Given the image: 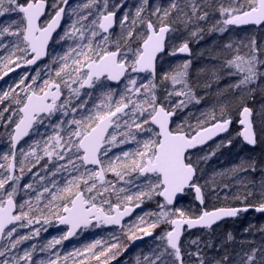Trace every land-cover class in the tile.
Wrapping results in <instances>:
<instances>
[{"label": "snow or ice", "instance_id": "obj_1", "mask_svg": "<svg viewBox=\"0 0 264 264\" xmlns=\"http://www.w3.org/2000/svg\"><path fill=\"white\" fill-rule=\"evenodd\" d=\"M66 16L71 22L57 33ZM245 26L264 32V0H140L134 12L126 0L113 10L108 0H0V79L48 56L54 33V43L70 42L52 57L54 67L25 72L0 91V138L8 145L0 154V264H112L126 250L118 236L66 255L52 250L94 221L125 233L124 217L145 202L155 207L125 233L129 240L152 237L136 264H264V243L230 251L231 233L219 244L183 239L250 209L264 213V179H246L264 173V162L241 159L208 179L200 167L236 137L253 148L264 142V40L252 34L216 46L208 59L217 63L198 70L208 73L203 83L192 78L191 59L163 67L180 54L191 57L190 43L206 34ZM221 79L230 83L216 89V104L193 123L191 107L204 100L196 89ZM225 133L210 154L193 152ZM26 173L39 183L22 185ZM217 175L228 179L217 182ZM236 185L242 191L232 193ZM220 191L239 206L207 210L209 195ZM189 194L195 211L180 203ZM52 218L68 230L39 247L48 257L34 259L36 244L21 253L42 231L34 225Z\"/></svg>", "mask_w": 264, "mask_h": 264}, {"label": "trees", "instance_id": "obj_2", "mask_svg": "<svg viewBox=\"0 0 264 264\" xmlns=\"http://www.w3.org/2000/svg\"><path fill=\"white\" fill-rule=\"evenodd\" d=\"M75 4L80 2V0H74ZM108 0V4H109ZM122 0H116V5L120 4ZM140 0H126V8L130 9L132 12H134L135 7L139 4ZM159 3L161 4H167V0H158ZM74 4V5H75ZM109 10H113V8H109ZM125 9H120L118 11L120 13V16L123 14V11ZM237 34V35H236ZM255 34L258 40H264V32H261L260 30H255V29H246L243 31H235V30H230L229 35H226L224 37H219L217 34H212L213 36H207L205 35L204 39L200 41L199 44L193 42L190 43V48L192 52L196 53L198 52L199 49H201L200 54L198 53V56H193L191 66V76L193 79H199L201 83L205 81V79L208 76V73H200L199 76L197 75L198 70L201 68H206L210 69L213 64H216L217 62L214 60L208 59L210 55L213 54V50L216 48V46L222 44L223 42L231 39L233 41H238L240 39H247L250 35ZM208 37H213L217 40L214 45L212 44V41H207L208 43L205 42ZM222 39V40H219ZM210 40V39H209ZM201 47L203 48H200ZM203 50V51H202ZM203 53V55L201 54ZM169 64H173L170 62H167ZM165 63V64H167ZM164 67V66H163ZM168 68V67H164ZM158 71H159V66H158ZM230 80L229 79H221L219 81V84H212L211 89L205 90L204 88H197V95L204 97L203 103L198 106H196V109L200 110H210L217 101V91L216 89H224L225 85L229 84ZM199 107V108H198ZM43 131V129H41ZM236 128L231 130V132H235ZM227 137V136H226ZM219 143V142H218ZM214 145H217L214 144ZM212 145L211 147H215ZM211 149V148H210ZM210 149L204 150L201 155L210 154ZM215 149V148H214ZM8 151V145L5 139L0 138V154H3L4 152ZM200 155V156H201ZM254 159L258 162H264V142H258L256 147L254 149H249L245 146L242 145L241 141L237 137L236 139H233V144L231 147H222L220 150L216 151V155L214 156L213 159H209L206 163H201L200 167L203 168V175L205 179H208L211 177L214 173H219L222 170L228 169L231 166H234L238 164L241 159ZM41 163H44L43 161ZM39 167L36 169H33V172L38 171ZM217 182H219L221 179L227 180V177H220L219 175L216 176ZM246 179L248 180H255L259 182L261 179H264V173H261L259 170L255 173H249L246 175ZM28 182H33L39 183L38 181H33L32 180V174L31 173H26L24 176L23 181L21 184L23 185L24 183ZM204 181L201 180V183ZM238 191H242V188L239 185L234 186L231 189L232 193H236ZM226 192L225 191H220L219 195H209L206 201V209L207 210H212L214 207H223V206H239V201L233 200L231 196L229 195L228 198H225ZM20 197H23L24 199H27L28 197L24 195L23 192L20 193ZM18 197V199L20 198ZM182 204L192 208L194 211L198 209L196 206V203L194 201V198L192 196H186ZM144 206V205H143ZM52 226L49 228L48 234L44 235L41 234L38 239H36L32 244L37 245V252L34 255V259H41V258H47L48 253H41L39 252V247L46 244L50 237L58 235L56 239L60 238L62 235H64L63 230H58L54 231L53 227L56 224L55 218H52L51 222ZM34 227H39V225H34ZM264 227V215H258L255 213H248L244 215H240L236 220L225 222L221 226H218L214 228L211 231H202V232H195L191 234H186L184 236V240L187 241L189 238H196L200 237L202 240H212L214 243L219 244L221 241L225 240L226 234L231 233L235 243L229 244L228 248L230 251L236 250L239 251L241 248L247 250L250 247L253 246H259L261 243H264V232L259 231L260 228ZM28 228L21 229V234H27L29 232ZM245 229H248V231H245ZM104 233H107L104 231ZM75 242V241H74ZM73 242V243H74ZM108 242V241H105ZM103 242V243H105ZM109 243V242H108ZM31 244V245H32ZM121 244L124 246V242L121 241ZM29 242H25L22 244L19 248L20 252L22 253V250L25 248H28ZM68 244L64 243V240L62 241L61 244L56 245V247L52 250L53 252H59L61 255H66L69 252H72L69 250ZM210 256H215L217 255L215 251H210L209 252ZM121 256V255H120ZM124 262V259H123ZM131 262V261H130ZM133 263L135 261H132ZM69 264H71V261H69Z\"/></svg>", "mask_w": 264, "mask_h": 264}, {"label": "flooded vegetation", "instance_id": "obj_3", "mask_svg": "<svg viewBox=\"0 0 264 264\" xmlns=\"http://www.w3.org/2000/svg\"><path fill=\"white\" fill-rule=\"evenodd\" d=\"M69 3H70V5H74V4H75V1H74V0H70ZM119 18H120V13L117 12V21L119 20ZM70 22H71L70 19L66 16V17L62 20L61 27L59 28V30L57 31V33H62L64 27H66ZM117 29H118V26H117V28L114 29V31L116 32ZM56 39H58V36H57V34L55 33V34L53 35V42H50V44H49V55L46 56L45 61L42 62V63H40L35 69H33V68H28V69H25L24 71H22V72H20V73H16V74L11 75L10 77L5 76V77H3V79H0V91L7 90V89L9 88V86H14V82L18 81V79L20 78V75L23 74V73H25V72H29L30 75H34V74H35V70H36L37 68H41V69H42L45 65H49V66L54 67V65H51V59H52V57L55 56L57 53L62 54V53L67 49V47H68V43H70V42H68V43H63V42H62L61 44H56V43H54V41H55ZM192 57H193V52H192V56H191L190 58H171V60H169L168 62L171 61V63H174V65H175V64H178V63L183 62V61L186 60V59H191V60H192ZM170 65L174 66L173 64H169V63L164 64L163 66H164V67H169ZM85 91H89V90L85 89ZM239 140H240V138H239ZM240 141H241V140H240ZM241 143H242V141H241ZM242 145H243V143H242ZM211 146H212V145L208 146L207 148L197 150V151H195L194 153L196 154V156H199L200 153H202L204 150L210 149ZM243 146H244V145H243ZM253 149H254V148H253ZM108 178H109V179H112V176H108ZM187 196H192V195L189 194V195H187ZM185 197H186V196H185ZM185 197H184V198H185ZM192 197H193V196H192ZM184 198H183V199H184ZM183 199L180 201L181 204H182ZM148 207H151V209H153V208L155 207V205L152 203V204H150ZM148 207H147V208H148ZM145 210H146V208L142 205L140 208H138V210H137V212L135 213V215H134L132 218L128 219L126 222H124L123 225L126 226L127 224H129V222L132 221V220L136 217L137 214H139V213H141V212H143V211H145ZM93 228H96V229H95V230H96V233L91 234V235H88L89 232H91ZM105 229H106V228L104 227V225H100V226H96V224H95V225H92L89 229L81 230V231L79 232V234L77 235V237H76L72 242H70L68 245H71V244H72V243H73L78 237H79V238H81V237L83 238L84 236H85L84 243H86V242H88V241H89V243H93V242H95L96 240H100V241H102V237H99L98 234H100V235L103 236V235H104V231H105ZM53 230H54V227H53ZM106 230H107V229H106ZM54 231H55V230H54ZM63 231H64V233L67 232L66 229H63ZM110 231L113 232V231H120V230H117L116 228L113 227V228H111V229H108V230L105 231V232H110ZM157 231H158V230H157ZM99 232H100V233H99ZM203 232H204V231H203ZM157 233H158V232H157ZM192 234H193V233H192ZM86 235H87V236H86ZM136 235L141 236L142 234H141V233H137ZM143 238H144V237H143ZM124 240H126V238H125V236L123 235V238L120 239V242H121V241H124ZM136 240H138V239H133L130 243H128V244H127V248H128V247H129L134 241H136ZM150 241H152V237H151L149 240H146V241H144L143 243H141L139 246L132 248L127 254H125V252H126V250H127V248H126V250L123 251V253L121 254V256L117 257V260H115V261H113V262H115V263H117V264H121V263H123V259H124V262H125L127 259H129V258L131 257V255H132L133 252H135V251H137V250L143 248V247L145 246V244H147V243L150 242ZM89 243H88V244H89ZM83 246H84V245H83Z\"/></svg>", "mask_w": 264, "mask_h": 264}, {"label": "rangeland", "instance_id": "obj_4", "mask_svg": "<svg viewBox=\"0 0 264 264\" xmlns=\"http://www.w3.org/2000/svg\"><path fill=\"white\" fill-rule=\"evenodd\" d=\"M113 5H116V0H110L109 1V8H113ZM116 32H119V27H118V29H117V31ZM226 35H229V32H227V33H225L223 36H220V35H218L219 37H224V36H226ZM237 35V34H236ZM207 36H213V35H207ZM210 39V40H209ZM213 39H215V38H213V37H208V39H206L205 40V42L206 43H208L209 41H212ZM219 40H222V39H219ZM208 41V42H207ZM217 40H213V42H212V44L214 45V43L216 42ZM200 48H202L201 47V45H200ZM203 49V48H202ZM203 51V50H202ZM200 52H201V49H199L198 50V52H194L193 53V56H198V53L200 54ZM194 61H192V63H193ZM234 79V78H233ZM199 107H200V105H199ZM198 107V108H199ZM191 111L195 114L193 117H192V122L194 123L195 122V117L196 116H198L199 114H200V111H203V110H200V109H196V106H192L191 107ZM204 111H207V110H204ZM234 128V127H233ZM232 128V129H233ZM231 134L233 135V136H235V132H231ZM229 135V134H228ZM227 135V136H228ZM237 138V137H236ZM236 138H234V139H236ZM215 147V149H216V145H214ZM126 147H134V145H127ZM214 148L213 147H211V149H210V151H212V150H214ZM221 149V148H220ZM219 149V150H220ZM218 151V150H217ZM202 154V153H201ZM200 154V155H201ZM206 154V153H205ZM204 154V155H205ZM199 155V156H200ZM201 156H203V155H201ZM214 158V156L211 158V159H213ZM203 169V168H202ZM204 171V170H203ZM109 176H111V174H109ZM23 181V180H22ZM21 181V182H22ZM150 204H152L151 202H145L143 205H144V207L146 208V210L145 211H143V212H146V211H149V210H152L151 209V207H148ZM148 207V208H147ZM142 213V212H141ZM141 213H139V214H137L136 215V217L132 220V221H130L129 222V224H131V223H133L135 220H136V218L138 217V215H140ZM129 224H127L126 226H125V233L127 232V226L129 225ZM38 226V225H37ZM52 226V224H49V225H39V227H42V231H41V233H40V235L41 234H43L42 235V237H44V235H46V234H48V231H49V228ZM44 228H46V231L45 230H43ZM96 228H93L92 229V231L91 232H89V234L88 235H91V234H94V233H96V230H95ZM28 230V229H27ZM159 231V230H158ZM157 231V232H158ZM100 233V232H99ZM125 233H122L121 231H110V232H107V233H104V235L102 236V235H100V234H98L99 235V237H102V243L103 242H105V241H108L109 243H111V242H113V236H118L120 239L121 238H123V235L125 236V238H126V240H124L123 242H124V246H125V248H127V244L128 243H130L132 240H129L128 239V235H126ZM130 234V233H129ZM158 234V233H157ZM39 235V236H40ZM58 235H55V236H52V237H50V239L48 240V241H50V240H52L53 238H56ZM87 236V235H86ZM39 237H36V238H34V239H31V240H29L28 242H29V245H31L36 239H38ZM84 239H85V236L82 238H77L76 240H75V242L74 243H72L70 246H69V250L70 251H74L75 249H77V248H83V245H86V244H88L89 243V241L88 242H86V243H84ZM27 242V241H26ZM152 243H153V240L152 241H150V242H148L147 244H145V246L143 247V248H141V249H139V250H137V251H135V252H133L132 253V255H131V257L129 258V259H127L125 262H123V263H121V264H136V256H137V254H139V253H142V252H146L147 250H148V248L152 245ZM124 251V250H123ZM123 251H122V253H123ZM121 253V254H122ZM119 257V256H118ZM46 259V258H45ZM131 261V262H130ZM132 261H135L134 263L132 262Z\"/></svg>", "mask_w": 264, "mask_h": 264}, {"label": "water", "instance_id": "obj_5", "mask_svg": "<svg viewBox=\"0 0 264 264\" xmlns=\"http://www.w3.org/2000/svg\"><path fill=\"white\" fill-rule=\"evenodd\" d=\"M69 1H70V0H69ZM61 23H62V22H61ZM248 28H254V29H257V30H258V28L254 27V26H245V27H243V28H232V29L237 30V31H240V30H244V29H248ZM58 30H59V29H57V31H58ZM54 34H55V33H54ZM54 34H53V35H54ZM174 58H190V57L186 56L185 54H180V55H178V56H176V57H174ZM45 59H46V57L42 58L40 61L37 62L36 65L27 66V67H22V68H20V69H17L15 72L9 73L8 77H10V76L13 75V74L20 73V72H22V71H24L25 69H28V68H33V69H35L40 63L44 62ZM230 131H231V129H230ZM226 135H228V133H225V134H223L222 136H218V137H216L214 140H210V141H208L205 145L201 146L200 148L194 149L193 152H195V151H197V150H200V149H203V148H206V147H208V146H210V145L216 143V142L219 141L221 138H224ZM240 140H241V139H240ZM241 141H242V140H241ZM242 143H243V145H245L246 147L253 149V147L247 145V144L244 143L243 141H242ZM255 147H256V146H255ZM255 147H254V148H255ZM195 203H196V205H197L198 208H199L198 202L195 201ZM204 207H205V206H204ZM137 210H138V208H136V209L131 213V215L124 217V219H123V221H122V224H123L124 222H126L128 219L132 218V217L135 215V213L137 212ZM251 212L256 213V214H263V215H264V213H258V212L254 211V210H252V209H250L248 212L241 213L240 215L248 214V213H251ZM240 215H239V216H240ZM239 216H238V217H239ZM238 217H235V218H225V219H223V220H221V221H218L216 224H214V225L212 226V228H211L210 230L214 229V228L217 227V226L222 225V224L225 223V222H229V221L236 220ZM92 225H95V221L93 222ZM92 225H90V226L87 227V228H83V227H81L80 229L77 230L76 235H74V236H72V237H69L67 240H64V242H65L66 244L70 243L71 241H73V240L75 239V237L78 235V233H79L81 230H83V229H88V228H90ZM104 227H105L106 229H111V228L114 227V228L120 230V227H119V226H115V225H104ZM60 229H66V230H68V227H67L66 225H60V224L58 223V221H57V222H56V226H55V230H60ZM210 230L197 227V228H193L190 232H186V233H189V234H190V233H195V232H199V231H210ZM150 238H151V237H146V236H145V237L142 238V239H138V240L134 241V242H133V243L127 248L125 254H127L132 248L139 246L141 243H143L144 241H146V240H148V239H150ZM112 264H116V263L113 262Z\"/></svg>", "mask_w": 264, "mask_h": 264}]
</instances>
